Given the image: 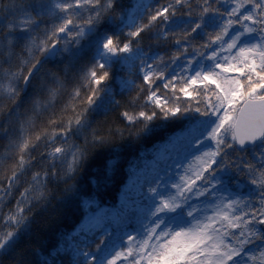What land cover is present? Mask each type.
Returning <instances> with one entry per match:
<instances>
[{"label": "snow or ice", "instance_id": "snow-or-ice-1", "mask_svg": "<svg viewBox=\"0 0 264 264\" xmlns=\"http://www.w3.org/2000/svg\"><path fill=\"white\" fill-rule=\"evenodd\" d=\"M0 264H264V0H0Z\"/></svg>", "mask_w": 264, "mask_h": 264}]
</instances>
